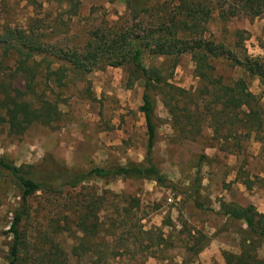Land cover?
Listing matches in <instances>:
<instances>
[{"label": "rangeland", "instance_id": "1", "mask_svg": "<svg viewBox=\"0 0 264 264\" xmlns=\"http://www.w3.org/2000/svg\"><path fill=\"white\" fill-rule=\"evenodd\" d=\"M181 1L142 0L138 8L147 7L154 10L153 14L158 12V16L149 18L142 14L140 20L133 21L125 0H0V30L17 27L33 30L35 37L49 47L46 46L48 50L37 60L50 62L53 70L64 67L67 84L63 88L53 84L54 94L50 97L55 94L60 97L63 113L54 127L36 124L23 136L12 137L8 134V126L0 125V157L17 166H32L38 181L49 176L57 178L52 183L56 190L68 181L63 177L69 169L88 172L95 167L145 163L148 135L144 115L139 111L143 105L144 81L134 72L129 50L119 51L118 56L109 60V64L120 63L121 66L99 64L87 72L73 71L72 66L55 53L78 52L84 56L89 44H108L109 36L113 39L136 32L145 37L148 29H156L150 25H155L162 15L166 18L165 25L170 26V19L177 14ZM195 1L210 9L211 18L195 28L190 45L196 46V40L212 43L220 56L212 62L215 66L213 77H221L226 83L246 78L250 91L264 103L260 80L250 77L243 66H238L246 55L264 58V15H233L240 11L237 0ZM222 10L226 20L220 17ZM239 32L243 33L244 42L237 37ZM180 46L178 43L177 47ZM104 52L107 57V50ZM2 55L0 48V57ZM5 62L12 65L11 58ZM144 65L162 69L168 83L180 89L197 92L201 86L196 64L189 53L174 61L145 50ZM45 68L44 63L40 68L42 76L47 74ZM8 73V70H0V81L23 91L24 84L10 80ZM153 97L157 138L152 159L176 189L145 180L93 179L74 190L73 196L82 200L94 187L100 195L112 191L138 198L146 228H160L170 245L159 257H148L144 264H226L223 253L239 254L241 239L237 233L238 224L219 214L221 204H256L257 210H264L262 138L254 136L239 153L225 152L211 140L212 131L203 120L202 133L186 139L177 131L163 96L155 92ZM237 175L240 181L236 180ZM246 179L251 184L248 189L242 183ZM234 181L238 185H233ZM69 192L71 190L65 188L62 195H56L55 212L48 217L56 228L58 224L61 229L65 226L67 214L61 207L68 203ZM45 200L39 193L30 202L33 210L39 211L40 219L45 216L41 211ZM18 203V190L0 172V264H7L13 239L9 230ZM75 232L73 228L71 234H54L69 253L75 243ZM200 235L206 237L207 247L196 255L188 248ZM134 254L136 252L130 256ZM258 255L264 260V245ZM130 256L124 257L121 264H132ZM72 264L81 263L72 261Z\"/></svg>", "mask_w": 264, "mask_h": 264}, {"label": "trees", "instance_id": "2", "mask_svg": "<svg viewBox=\"0 0 264 264\" xmlns=\"http://www.w3.org/2000/svg\"><path fill=\"white\" fill-rule=\"evenodd\" d=\"M141 1L125 0L133 21L140 20L142 14L149 18L158 16V12L153 14L154 10L147 7L139 9ZM237 1L240 11L233 15H264V0ZM177 9L176 15H170V26L165 25L166 18L162 15L155 25H150L156 29H148L145 37L136 32L113 39L109 36L108 44H89L84 56L78 52L55 53L70 64L73 71L87 72L99 64H109L111 58L120 54L119 51L129 50L134 72L144 81L143 105L139 111L144 115L147 127L146 159L143 164L95 167L88 172L66 170L63 178L68 181L56 190L52 183L57 178L49 176L38 181L32 166H17L7 158L0 157V172L10 179L19 192L18 207L9 230L13 239L7 264H72V261L81 264H121L124 257L135 252L134 256H130L132 264H144L148 257L157 258L168 249L170 245L163 231L158 227L146 228L144 225V218L140 215L141 201L138 198L117 195L112 191L100 195L94 187L82 200L72 193L93 179L145 180L155 182L163 188L176 189L152 159L157 138L154 122L155 92L163 96V103L173 117L177 131L186 139L201 134V125L205 120L208 122L207 128L212 131L211 140L223 151L239 153L245 143L258 135L262 138L264 152L262 98L250 91L249 83L244 77L231 83H226L221 77H213L215 66L212 62L220 56L212 43L196 40V46L190 45L195 28L200 27L201 23L209 22L210 9L207 10L195 0H182ZM220 17L226 18L223 10L220 11ZM242 34L237 33V37L244 42ZM178 43L180 47H177ZM46 46L35 37L33 30L22 27L0 30V48L3 50L0 70H8L10 80H18L24 84L22 91L0 81V125H7L8 134L12 137L23 136L36 124L54 127L62 119L61 99L56 94L53 98L50 95L54 94L53 84L58 88L67 86L64 82L66 70L64 67L53 70L50 62L37 60L48 50L49 47ZM105 50L109 54L107 57H104ZM145 50L174 61L184 54H191L196 64L197 76L201 80L199 90L189 92L175 87L168 83L169 79L162 69L146 67ZM8 58H11L12 65L5 62ZM44 63L46 76H42L43 71L40 69ZM109 66L121 65L110 63ZM238 66H243L250 77L259 79L264 88V58H250L246 55L244 62L238 63ZM176 67L177 63L174 65ZM42 86L43 89L40 88ZM239 179L240 175H237L236 180L240 181ZM242 183L247 189L251 187L248 179ZM65 188L71 190L68 203L61 207L66 210L67 216L64 217L65 226L61 229L58 224L57 230L48 217L55 212L53 204L56 195H62ZM39 193L46 199L41 208L45 215L43 219H40L39 211H34L30 203ZM103 213L106 214L105 217H101ZM219 214L238 224L237 233L241 239L239 254L223 253L226 264H264V260L258 255L264 245V214L254 205L242 206L236 202H223ZM73 228L76 231L75 243L69 253L54 234H71ZM206 240V237L200 235L188 251L200 254L207 247Z\"/></svg>", "mask_w": 264, "mask_h": 264}, {"label": "crops", "instance_id": "3", "mask_svg": "<svg viewBox=\"0 0 264 264\" xmlns=\"http://www.w3.org/2000/svg\"><path fill=\"white\" fill-rule=\"evenodd\" d=\"M238 185V183L236 182V181H234V183H233V185ZM252 205H254V204H252ZM254 206H256L257 207V205L255 204ZM258 211L260 212V213H263L264 212V210H261V209H258Z\"/></svg>", "mask_w": 264, "mask_h": 264}]
</instances>
